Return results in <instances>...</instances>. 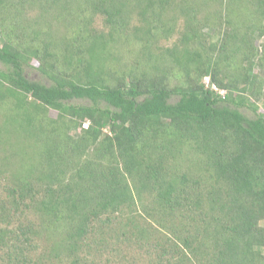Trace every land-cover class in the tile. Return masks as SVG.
I'll return each mask as SVG.
<instances>
[{
	"label": "trees",
	"instance_id": "trees-1",
	"mask_svg": "<svg viewBox=\"0 0 264 264\" xmlns=\"http://www.w3.org/2000/svg\"><path fill=\"white\" fill-rule=\"evenodd\" d=\"M0 35V264H264V0H0Z\"/></svg>",
	"mask_w": 264,
	"mask_h": 264
},
{
	"label": "rangeland",
	"instance_id": "rangeland-1",
	"mask_svg": "<svg viewBox=\"0 0 264 264\" xmlns=\"http://www.w3.org/2000/svg\"><path fill=\"white\" fill-rule=\"evenodd\" d=\"M95 25H97L98 28H102L103 27L102 19L97 17ZM3 42H4V38L0 35V45H3ZM262 42H264V38L260 39L258 41V44L260 45ZM166 45L170 46V45H172V42H170V43L167 42ZM139 47L140 46H136L135 48L130 47L131 49H128V48H126V49L124 48L123 49V51H124V54H123L124 55V59L120 61L119 66L116 69V71L118 73L119 72L121 73V71H123L121 74L125 73V71H128L132 67V65L135 64L138 61L139 57H137L136 53L139 52L138 51L140 49ZM132 49H134V50H132ZM33 64L34 65H32L31 68H29V67L26 68L27 77L30 80L38 81V82H41V83L46 84V85H51L52 84L51 80L48 77H46L45 75H43L39 69H37V67L39 66L38 61L34 60ZM0 68H2V69L6 68L2 62H0ZM209 82H210V80L204 79V84L206 86L209 85ZM213 89L216 90L218 93H220L222 95H224L226 93V91L219 90L217 87H215V88L213 87ZM177 99H178V97H174L172 99V101L174 102ZM70 102L73 103V104H76V105H92L93 104L90 99H80V98L73 99ZM257 104H258V106L260 108V112L263 113L264 112V106H263L262 102L258 101ZM101 105L104 106L105 104H101ZM242 111L247 117L252 118V117L255 116L254 112L251 111L250 109L243 108ZM49 117L55 119V118L58 117V113L55 112V111H50L49 112ZM85 125L87 126L88 123H86ZM85 125H84V127H86ZM71 133H72V135H77V131L76 130L72 131ZM5 156L8 157V152L7 151H5V152L1 151L0 157L3 158ZM14 162L17 163L16 161H14ZM10 176H11L10 173L8 171H6V170L3 172V174L0 175V205L5 200H7L6 197H7L8 187L10 186ZM137 206L139 207V209H137V207L135 206L132 211L141 210L143 205L138 204ZM24 212L25 213L23 215H22L21 212H19V217H14L12 219L11 227H17L19 225H26L27 223H30L31 221L32 222H36V223L38 222V217L36 216L35 213L33 214V211L30 212L29 210L27 211L26 209H24ZM133 217H136V220L138 221L137 223L139 225L144 226V227H149L150 229L154 228V225L150 222V218L147 217L146 215L133 214ZM126 219L127 218H124L122 220L119 219L120 221H117V220H114V217H113L112 221H111V225H108L107 227L106 226L103 227L102 232H98L97 235L95 236L96 232L99 230L98 227L102 226V224L98 223V225H97L98 227L93 232V235H92V237L95 236L94 240H91L92 246H93V248H95V252L99 249L97 243L101 244L103 239H107V238L112 239L113 237H116V236H122L120 238H128L129 237V235L131 234V231L132 232L134 231V226H132V224L128 226L127 225L128 220H126ZM110 228H111V230H110ZM124 231H127L126 235L123 234ZM157 238H161V234L158 236V232L154 231L152 233L150 242L151 243L155 242V240H157ZM39 241H40V243L38 245L39 246V250L35 253L36 256H38V257L40 255H42L43 253H45L46 252L45 251L46 248L49 247L48 244L46 242H44V240H39ZM112 242H113V240H112ZM110 247L113 248L112 251H111ZM108 249L109 250L106 251V253H103L101 251L98 254L97 259L99 260L98 261L99 264H107V263H105L106 260H109V262H111L109 264H132V260L135 261V258H134L133 255L135 253H138V252H133V250L128 251L123 246L118 248V247H116L114 245H110L108 247ZM147 249L148 248H145L144 250H147ZM140 254H144L145 259L147 258L145 252H140ZM95 257H96V254H95ZM105 258H106V260H105ZM51 264H62V263L59 260L55 259V260H53L51 262Z\"/></svg>",
	"mask_w": 264,
	"mask_h": 264
},
{
	"label": "built area",
	"instance_id": "built-area-1",
	"mask_svg": "<svg viewBox=\"0 0 264 264\" xmlns=\"http://www.w3.org/2000/svg\"><path fill=\"white\" fill-rule=\"evenodd\" d=\"M206 80H209L208 78H206ZM215 88V86H213Z\"/></svg>",
	"mask_w": 264,
	"mask_h": 264
}]
</instances>
